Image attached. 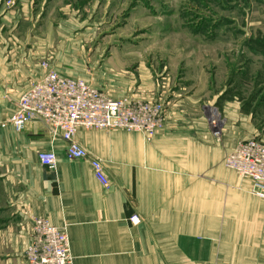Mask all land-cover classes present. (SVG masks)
I'll return each instance as SVG.
<instances>
[{"label":"crops","instance_id":"1","mask_svg":"<svg viewBox=\"0 0 264 264\" xmlns=\"http://www.w3.org/2000/svg\"><path fill=\"white\" fill-rule=\"evenodd\" d=\"M12 1L13 8L0 0V264H26L35 219L66 234L72 264H264V201L223 163L238 142L264 139V125L254 121L259 106L211 94L207 81L172 90L146 73L136 78L118 65L113 72L112 54L101 77L77 75L83 62L74 46H95L94 25L71 5L56 8L57 0L40 10L33 0ZM43 62L111 99L163 104V124L148 141L118 130L77 131L76 142L105 168L107 188L89 160H67L65 143L41 123L20 133L2 126L47 74ZM211 118L220 121L218 141ZM49 151L54 171L38 163Z\"/></svg>","mask_w":264,"mask_h":264},{"label":"rangeland","instance_id":"2","mask_svg":"<svg viewBox=\"0 0 264 264\" xmlns=\"http://www.w3.org/2000/svg\"><path fill=\"white\" fill-rule=\"evenodd\" d=\"M43 1L33 0L32 9L40 10ZM55 4L71 5L79 19L96 30L95 46H74L81 50L74 58L83 62L77 75L101 77L112 54L107 66L113 72H118V65L136 78L146 73L172 90L184 86L189 90L193 83L207 81L211 94L224 91L245 104L252 100L255 108L259 106L256 126L264 125V55L249 47L264 46V0H57ZM219 123L210 120L217 141ZM213 132L219 133L217 138Z\"/></svg>","mask_w":264,"mask_h":264},{"label":"built area","instance_id":"3","mask_svg":"<svg viewBox=\"0 0 264 264\" xmlns=\"http://www.w3.org/2000/svg\"><path fill=\"white\" fill-rule=\"evenodd\" d=\"M40 67L47 74L20 96L15 113L2 125H10L20 133L31 122L45 126L52 139H61L67 160H89L94 178L105 188L109 182L100 160L91 157L74 139L78 130L139 133L150 140L161 128L165 115L158 101L135 98L114 100L92 89L81 80L59 76L49 71L47 62ZM212 129L217 130L216 124ZM219 133L213 132L217 138ZM38 163L54 171L56 157L49 151L37 155ZM226 168L252 183L251 194L264 201V139L255 137L238 142L223 161ZM135 218L131 222H135ZM26 264H72L69 242L63 231L44 219L32 223L30 242L24 252Z\"/></svg>","mask_w":264,"mask_h":264},{"label":"trees","instance_id":"4","mask_svg":"<svg viewBox=\"0 0 264 264\" xmlns=\"http://www.w3.org/2000/svg\"><path fill=\"white\" fill-rule=\"evenodd\" d=\"M251 51L257 52L264 55V46H249Z\"/></svg>","mask_w":264,"mask_h":264}]
</instances>
